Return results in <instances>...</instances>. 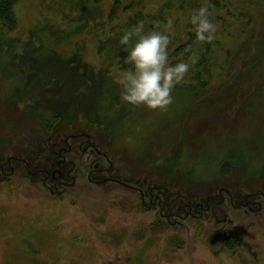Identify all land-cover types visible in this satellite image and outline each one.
Segmentation results:
<instances>
[{"label": "rangeland", "instance_id": "374dc122", "mask_svg": "<svg viewBox=\"0 0 264 264\" xmlns=\"http://www.w3.org/2000/svg\"><path fill=\"white\" fill-rule=\"evenodd\" d=\"M202 3L14 6L16 28H0V264H264V98L246 67L264 0H211V43L190 23ZM169 16L173 62L199 60L165 110L125 103L121 35ZM58 62L86 78L63 116L44 102L69 96Z\"/></svg>", "mask_w": 264, "mask_h": 264}, {"label": "clouds", "instance_id": "9594fccd", "mask_svg": "<svg viewBox=\"0 0 264 264\" xmlns=\"http://www.w3.org/2000/svg\"><path fill=\"white\" fill-rule=\"evenodd\" d=\"M211 0H203L193 9L190 23L198 42L211 43L217 38V25L210 10ZM175 17L166 19V30H145L144 21L125 30L119 43L127 50L128 68L118 70L116 77L121 88V99L131 105H143L149 109L165 110L173 102V90L185 80L190 68L199 56H192L191 63L181 59L173 62L170 57V33Z\"/></svg>", "mask_w": 264, "mask_h": 264}, {"label": "trees", "instance_id": "16d2710c", "mask_svg": "<svg viewBox=\"0 0 264 264\" xmlns=\"http://www.w3.org/2000/svg\"><path fill=\"white\" fill-rule=\"evenodd\" d=\"M20 0H0V28L10 32L13 31L16 28V18L14 14V6L19 2ZM257 52H253L250 54L249 58L246 61V67L249 70H254L257 72L256 74V80L252 83L253 85V93L252 95H249L250 98L253 96H256L258 93L264 98V42L260 41L257 43ZM262 59L261 65H257V60ZM66 64H62V62H58L57 65H55L56 68H60L61 70L58 72L53 71L50 73L51 77L56 79V84L57 86H61L62 89L68 90L69 91V96H65V99L67 101L62 100V97L59 98L60 96V90L61 89H55V90H47V94L51 95L49 96L47 100L45 99V103L48 106H51L54 114L57 112H60L61 110V116H63L64 112L63 111H68L67 107L74 106L75 108L79 109V100L81 99L83 94H79V89L86 83V78L81 77L80 75H77L73 73L74 76H71V73L73 70L69 69L68 67L65 66ZM257 67V68H256ZM50 72V71H49ZM65 75V78H63L61 75ZM71 76V78L69 77ZM241 78V77H240ZM83 82H82V81ZM41 83H43L42 80H40ZM76 92V93H75ZM248 96V97H249ZM53 98V101H52ZM57 98H59V101L68 103V105H64L61 109H58V107L55 108V105L57 103ZM51 99V101H49ZM58 109V110H57ZM55 116V115H53ZM172 216V215H169Z\"/></svg>", "mask_w": 264, "mask_h": 264}, {"label": "flooded vegetation", "instance_id": "af4514ba", "mask_svg": "<svg viewBox=\"0 0 264 264\" xmlns=\"http://www.w3.org/2000/svg\"><path fill=\"white\" fill-rule=\"evenodd\" d=\"M60 164V163H59ZM61 167V166H60ZM61 173L58 171V175H60Z\"/></svg>", "mask_w": 264, "mask_h": 264}]
</instances>
